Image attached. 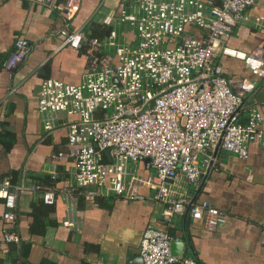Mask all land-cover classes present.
<instances>
[{
	"label": "built area",
	"instance_id": "2783aa9c",
	"mask_svg": "<svg viewBox=\"0 0 264 264\" xmlns=\"http://www.w3.org/2000/svg\"><path fill=\"white\" fill-rule=\"evenodd\" d=\"M55 10L69 21L80 0H33ZM255 0H124L113 12L99 14L108 27L101 38L81 28L59 29L62 43L83 48L84 70L77 83L45 77L36 88V103L47 122L55 112L75 116L65 123V151L52 153L58 160L69 158L72 179L59 189L69 202L80 199L94 207L97 197L109 192L136 195L140 182L126 178L127 162L148 159L153 197L164 203L161 220L188 214L202 219L212 230L224 221V210L201 199L186 207L187 199L169 193L170 183L182 176L195 183L201 161L209 162L213 149L221 147L244 158L247 144L262 135L260 112L250 105L243 119L238 106L264 77V49L249 51L220 43ZM4 64L12 67L29 52V41L18 38ZM218 53L242 60L254 78L226 74ZM264 105V96L261 98ZM49 117V118H48ZM108 148V154L104 149ZM0 180V194L12 219L11 208L21 185ZM50 203L56 188L49 183L31 186ZM5 240L18 241L15 230ZM172 237L163 228L146 225L138 253L142 264H196L189 256L170 252Z\"/></svg>",
	"mask_w": 264,
	"mask_h": 264
},
{
	"label": "crops",
	"instance_id": "0c3cea01",
	"mask_svg": "<svg viewBox=\"0 0 264 264\" xmlns=\"http://www.w3.org/2000/svg\"><path fill=\"white\" fill-rule=\"evenodd\" d=\"M123 1L80 0L67 22L33 0H0V180L7 178L10 190L12 184L22 187L11 208L12 219L3 216L7 208L0 194V264H142L139 239L149 224L180 239V255L196 264H264V77L238 106L240 119L250 105L261 115L262 135L247 144L246 156L217 147L209 153V162L200 155L197 182L179 176L169 185L171 195L187 202L205 199L224 210V221L214 229L188 214L161 220L164 203L153 197L156 178L145 159L125 166L127 179L135 175L147 180L138 184L136 195L109 192L97 197L96 206L84 207L80 199L67 202L59 193L72 179V163L51 155L66 150L65 123L75 115L59 111L47 122L37 109L36 88L45 77L77 83L84 70V49L63 44L59 29L81 27L88 34L93 24L103 25L100 13L116 11ZM18 38L29 41V52L7 67L4 60ZM220 43L243 51L264 49V0L247 7ZM217 60L226 74L254 78L238 58L218 53ZM35 182L56 188L50 203L31 188ZM12 229L18 241L5 240L4 233Z\"/></svg>",
	"mask_w": 264,
	"mask_h": 264
},
{
	"label": "water",
	"instance_id": "95a60500",
	"mask_svg": "<svg viewBox=\"0 0 264 264\" xmlns=\"http://www.w3.org/2000/svg\"><path fill=\"white\" fill-rule=\"evenodd\" d=\"M104 152L106 154H108V148H105ZM145 161L148 162V159L145 158ZM193 199H194V197H192L191 200L189 202H187L186 207H188L191 204ZM182 243L183 242L180 239L171 238L170 241H169L170 252L172 254L180 255L181 254V249H182ZM139 257H140V255H139ZM141 263H142V261H141Z\"/></svg>",
	"mask_w": 264,
	"mask_h": 264
},
{
	"label": "trees",
	"instance_id": "16d2710c",
	"mask_svg": "<svg viewBox=\"0 0 264 264\" xmlns=\"http://www.w3.org/2000/svg\"><path fill=\"white\" fill-rule=\"evenodd\" d=\"M108 31V27L105 25H97V24H93L91 26V30H89L88 34L91 37H102L103 35L106 34V32ZM85 54V53H84ZM44 181H47L46 179ZM48 182V181H47ZM46 203V202H45ZM171 235V233H169Z\"/></svg>",
	"mask_w": 264,
	"mask_h": 264
}]
</instances>
